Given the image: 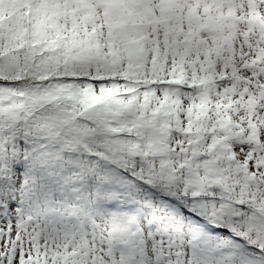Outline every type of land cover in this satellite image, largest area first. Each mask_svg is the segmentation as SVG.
Instances as JSON below:
<instances>
[{
    "label": "snow or ice",
    "instance_id": "6c2138e0",
    "mask_svg": "<svg viewBox=\"0 0 264 264\" xmlns=\"http://www.w3.org/2000/svg\"><path fill=\"white\" fill-rule=\"evenodd\" d=\"M26 68L0 60V264H264V125L209 171L182 132L165 147L112 105L82 113Z\"/></svg>",
    "mask_w": 264,
    "mask_h": 264
},
{
    "label": "rangeland",
    "instance_id": "374dc122",
    "mask_svg": "<svg viewBox=\"0 0 264 264\" xmlns=\"http://www.w3.org/2000/svg\"><path fill=\"white\" fill-rule=\"evenodd\" d=\"M260 19L246 0H0V60L23 66L42 40L44 75L64 77L49 94L68 89L69 102L96 118L112 105V120L128 119L165 147L178 130L193 157H207L199 167L224 171L234 155L224 141L264 125ZM140 106L149 119L138 121Z\"/></svg>",
    "mask_w": 264,
    "mask_h": 264
},
{
    "label": "trees",
    "instance_id": "16d2710c",
    "mask_svg": "<svg viewBox=\"0 0 264 264\" xmlns=\"http://www.w3.org/2000/svg\"><path fill=\"white\" fill-rule=\"evenodd\" d=\"M29 40L27 41V44H26V46H28V49H30V47H32V44H31V42L33 41V40H30V38H28ZM39 39H34V41H36L37 43H36V46H35V48H34V51H33V53H32V60H30L29 62L27 61L25 64L27 65V68H26V71H27V73L29 74V75H31L32 73H37V75L35 76V79L37 80V81H41V83L44 81V80H46V79H48V80H50L51 81V83H53L54 85H57L58 84V81H60L59 83H62V80L64 79V77L63 76H60V75H58L55 71H49V72H47L48 73V75L47 76H45L44 75V73H43V70L44 69H42L43 67H46V65L45 66H41V64H42V61H43V58H42V56H44V52H43V54H42V52H40L39 50H40V47H38L37 46V44L39 43V42H41L42 40H40V41H38ZM42 45V44H41ZM39 51V52H38ZM47 68V67H46ZM46 68H45V70H46ZM56 81H57V83H56ZM58 87H59V85H57ZM52 91H53V93H55L54 91H55V89H52ZM57 94H58V91L56 92ZM60 102L61 103H67V104H71L70 102H69V99L68 100H64L63 99V96H61L60 97ZM141 110H144L145 112L142 114L141 113ZM138 114H137V116L136 117H138V121H142V120H144V119H149V117H150V114H151V110L150 109H142L141 107L139 108L138 107V112H137Z\"/></svg>",
    "mask_w": 264,
    "mask_h": 264
}]
</instances>
